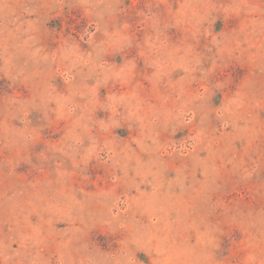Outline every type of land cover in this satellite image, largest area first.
<instances>
[{
  "label": "rangeland",
  "instance_id": "rangeland-1",
  "mask_svg": "<svg viewBox=\"0 0 264 264\" xmlns=\"http://www.w3.org/2000/svg\"><path fill=\"white\" fill-rule=\"evenodd\" d=\"M0 264H264V0H0Z\"/></svg>",
  "mask_w": 264,
  "mask_h": 264
}]
</instances>
